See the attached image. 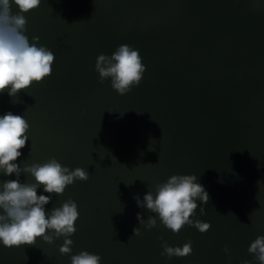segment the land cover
I'll return each instance as SVG.
<instances>
[{"label": "water", "instance_id": "obj_1", "mask_svg": "<svg viewBox=\"0 0 264 264\" xmlns=\"http://www.w3.org/2000/svg\"><path fill=\"white\" fill-rule=\"evenodd\" d=\"M25 16L29 41L38 37L55 60L41 83L16 97L0 93V115L29 123L16 163L55 158L89 179L62 195L37 190L51 195L48 213L76 202L70 254L59 252L64 237L0 242V264H71L81 251L100 264H259L248 248L264 235V0H41ZM122 44L139 50L146 69L124 95L95 71L98 55ZM177 174L196 175L208 193L191 217L208 231L173 233L137 206L136 197ZM16 178L0 173V182ZM19 180L35 183L25 173ZM138 213L145 222L155 216L156 227ZM189 241L190 255H161L162 243Z\"/></svg>", "mask_w": 264, "mask_h": 264}, {"label": "clouds", "instance_id": "obj_2", "mask_svg": "<svg viewBox=\"0 0 264 264\" xmlns=\"http://www.w3.org/2000/svg\"><path fill=\"white\" fill-rule=\"evenodd\" d=\"M13 3L19 9L15 13ZM40 4L41 0H0V93L7 91L10 97H16L21 90H27L34 82L41 83L51 75L55 60L53 52L38 46V37L30 42L25 34V14ZM145 70L139 50L128 44L118 46L111 55L99 54L95 63L100 82L111 78V87L120 95L139 86ZM28 131L29 123L22 115H14L11 111L0 115V173L17 177L0 182V242L4 247L12 248L34 245L37 238L52 244L55 239L64 237L59 252L67 255L72 251L73 241L69 237L76 231L78 206L68 199L48 213L45 205L51 202V195H38L37 190L43 186L45 193L62 195L74 181H87L89 173L79 167L70 170L55 158L21 167L16 161L22 155L20 150L26 146ZM21 173L30 174L35 183H21ZM135 199L138 207L158 214L161 223L173 233H179L185 225L195 227L201 233L211 227L209 223L191 219L198 208L197 200L202 204L209 200L203 185L197 183L196 175H172L166 182L155 185V194L147 192L143 200ZM204 211L201 207L202 215ZM137 220L149 230L157 224L155 216L145 222L138 213ZM133 234L141 235L140 229L134 228ZM161 247V255L168 258L192 253L190 241L183 247H171L167 242ZM224 251L228 253L227 246ZM248 252L259 264H264V235L251 242ZM100 261L99 255L88 251L71 255V264H100ZM243 264H251V261L245 260Z\"/></svg>", "mask_w": 264, "mask_h": 264}]
</instances>
